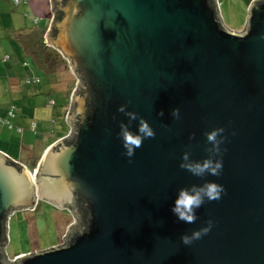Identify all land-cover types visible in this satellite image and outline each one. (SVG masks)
Instances as JSON below:
<instances>
[{
  "label": "water",
  "instance_id": "water-1",
  "mask_svg": "<svg viewBox=\"0 0 264 264\" xmlns=\"http://www.w3.org/2000/svg\"><path fill=\"white\" fill-rule=\"evenodd\" d=\"M51 10L47 43L79 79L72 133L34 176L0 152V264H264V0L250 4L241 33L217 0H51ZM122 105L155 132L131 158L118 135ZM216 128L221 174L181 169L185 151L208 156L204 133ZM205 181L225 192L194 224L180 221L178 190ZM38 201L72 212L65 243L9 260L8 221ZM209 220L207 235L182 243Z\"/></svg>",
  "mask_w": 264,
  "mask_h": 264
},
{
  "label": "crops",
  "instance_id": "crops-1",
  "mask_svg": "<svg viewBox=\"0 0 264 264\" xmlns=\"http://www.w3.org/2000/svg\"><path fill=\"white\" fill-rule=\"evenodd\" d=\"M53 18L51 0H29L18 6L12 0H0V95H6L9 101L12 98V103L3 105L0 101V152L25 165L23 157L30 162L38 155L41 159L50 146L72 133L67 114L79 79L67 59L47 43ZM33 78L39 82H27ZM52 100L54 105H50ZM54 106L58 110L53 115H57L59 122L52 117L48 132L37 108ZM14 108L15 115L10 116ZM52 136L57 138L48 141ZM32 137L41 140L36 141L35 147L25 146ZM67 211L73 218L66 227L68 231L74 216Z\"/></svg>",
  "mask_w": 264,
  "mask_h": 264
},
{
  "label": "rangeland",
  "instance_id": "rangeland-1",
  "mask_svg": "<svg viewBox=\"0 0 264 264\" xmlns=\"http://www.w3.org/2000/svg\"><path fill=\"white\" fill-rule=\"evenodd\" d=\"M217 1L219 14L223 23L232 31L238 33L243 32L247 24L250 4L255 0ZM0 101L4 105L6 102L12 103V98L9 101V99H6V95H0ZM37 110L38 115L44 119L43 123L47 127L45 128L46 131L49 132L51 130L52 117L56 119L58 124L59 118H57V115H53V111L58 110L57 106L53 108L39 107ZM24 112L25 114L28 113L26 109H24ZM14 115L13 112L11 116ZM33 131H35V129H33ZM56 138V136H52L48 141L55 140ZM38 140L41 139L32 137L31 141L25 142V146L31 144L35 147L36 141ZM40 157L41 155H38L36 159H34V162H30L27 157H23L22 160L25 161L26 165L24 163L22 164L32 172L37 169L36 164L41 160ZM72 219L71 213L67 210H60L44 201H38L33 210L15 211L8 221L9 241L5 247L7 258L9 260H14L17 256L61 245L64 240L63 236L67 233L65 232L67 231L66 227L71 224L73 221Z\"/></svg>",
  "mask_w": 264,
  "mask_h": 264
},
{
  "label": "clouds",
  "instance_id": "clouds-1",
  "mask_svg": "<svg viewBox=\"0 0 264 264\" xmlns=\"http://www.w3.org/2000/svg\"><path fill=\"white\" fill-rule=\"evenodd\" d=\"M126 107V105H122L118 109L119 112L124 113L129 118L128 124L120 123V132L118 135L125 149L124 155L131 158L135 155V150L142 147L145 139L155 138V132L146 120L138 117L135 112L126 111ZM158 115L163 116L164 113L160 112ZM171 115L178 120L180 118L179 108L173 109ZM136 120L139 122L138 128L136 132H133L131 130V124L132 121ZM223 133V128H216L210 132H205L204 135L207 143L211 145V147L205 148L208 156L202 161H193L190 159L189 152L185 151L179 167L196 177H204L205 175L219 176L223 169L222 158H219L222 157L221 145L225 141ZM193 138L194 136L190 137V139ZM224 192V187L214 181H205L202 185L193 184L190 187H182L177 192L172 212L180 221L194 224L198 219L196 214L197 209L201 208L205 201L211 202L219 200ZM212 226L213 223L209 220L207 227L193 231L190 236L186 234L182 235V243L184 245H191L193 241L207 235L211 231Z\"/></svg>",
  "mask_w": 264,
  "mask_h": 264
},
{
  "label": "built area",
  "instance_id": "built-area-1",
  "mask_svg": "<svg viewBox=\"0 0 264 264\" xmlns=\"http://www.w3.org/2000/svg\"><path fill=\"white\" fill-rule=\"evenodd\" d=\"M12 2L14 3V5H16V6H18V5H21V4H23V3H25V4H27L28 2H29V0H12ZM28 83H32V84H37L38 82H39V79L38 78H33V79H31V80H28L27 81ZM50 105H54V101L52 100V101H50ZM13 110L14 109H12L11 111H10V116L13 114ZM17 163H19V162H17ZM19 164H21V163H19ZM22 165V164H21ZM22 166H24V165H22ZM32 173V176H34V175H36L37 174V169L36 170H34L33 172H31ZM66 235V234H65ZM64 237V236H63ZM65 243V241L63 240V242L61 243V245L62 244H64ZM17 257H15V259H16ZM14 259V260H15Z\"/></svg>",
  "mask_w": 264,
  "mask_h": 264
}]
</instances>
